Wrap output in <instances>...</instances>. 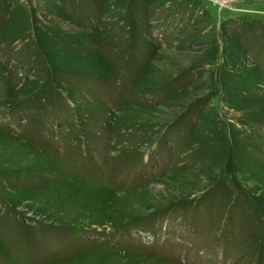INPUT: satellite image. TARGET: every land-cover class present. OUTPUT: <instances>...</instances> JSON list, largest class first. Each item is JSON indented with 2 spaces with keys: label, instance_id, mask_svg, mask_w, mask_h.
<instances>
[{
  "label": "rangeland",
  "instance_id": "1",
  "mask_svg": "<svg viewBox=\"0 0 264 264\" xmlns=\"http://www.w3.org/2000/svg\"><path fill=\"white\" fill-rule=\"evenodd\" d=\"M0 264H264V0H0Z\"/></svg>",
  "mask_w": 264,
  "mask_h": 264
}]
</instances>
